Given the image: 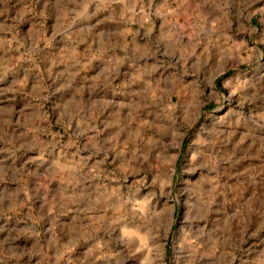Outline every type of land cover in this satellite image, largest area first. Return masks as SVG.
I'll return each instance as SVG.
<instances>
[{"label": "clouds", "instance_id": "9594fccd", "mask_svg": "<svg viewBox=\"0 0 264 264\" xmlns=\"http://www.w3.org/2000/svg\"><path fill=\"white\" fill-rule=\"evenodd\" d=\"M128 261L264 264V0H0V264Z\"/></svg>", "mask_w": 264, "mask_h": 264}, {"label": "rangeland", "instance_id": "374dc122", "mask_svg": "<svg viewBox=\"0 0 264 264\" xmlns=\"http://www.w3.org/2000/svg\"><path fill=\"white\" fill-rule=\"evenodd\" d=\"M176 182H177V184L179 183V177L176 178ZM182 208H183L182 204H177L175 206V215H176L177 219H179ZM128 264H132V261H128Z\"/></svg>", "mask_w": 264, "mask_h": 264}]
</instances>
